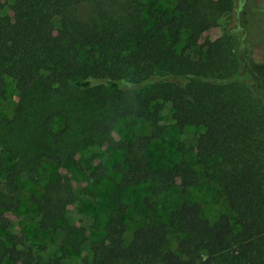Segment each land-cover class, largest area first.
<instances>
[{"label": "trees", "instance_id": "1", "mask_svg": "<svg viewBox=\"0 0 264 264\" xmlns=\"http://www.w3.org/2000/svg\"><path fill=\"white\" fill-rule=\"evenodd\" d=\"M172 1L174 14L162 12L150 24L141 0H0V95L8 79L21 98L39 93L10 120L18 124L8 125L17 132L13 148H0V264H62L14 233L7 212L19 206L18 178L33 179L44 161L74 162L84 143L123 151L118 193L146 182L157 193L195 184L199 174L184 160L151 163L164 104L180 133L195 128V156L227 211L212 222L200 203L184 200L168 223L147 216L127 238V206L116 192L104 236L89 244L82 264H212L224 253L226 264H264V65L237 49L238 35L245 36L239 23L199 43L215 26L201 8L205 0ZM211 1L233 9V0ZM129 116L149 119L152 130L113 142V125ZM56 120L63 122L59 133ZM60 178L37 201L39 226L59 230L78 251L85 230L67 220L73 198ZM143 202L155 210L149 197Z\"/></svg>", "mask_w": 264, "mask_h": 264}, {"label": "rangeland", "instance_id": "2", "mask_svg": "<svg viewBox=\"0 0 264 264\" xmlns=\"http://www.w3.org/2000/svg\"><path fill=\"white\" fill-rule=\"evenodd\" d=\"M143 14L150 24L154 17L160 13L174 14L172 0H141ZM204 14L215 22V26L206 31L200 38L213 40L231 30L239 23L244 27L245 36L236 39L237 49L243 50L245 57L264 65V0H233L232 11H223L211 0H205L202 5ZM247 8L249 10H247ZM85 10V7H84ZM3 13L12 15L8 6ZM244 16V21L241 17ZM59 24L56 23V29ZM238 32V31H236ZM39 93L31 91L27 97L21 98L16 92L13 82L6 81L5 91L0 95V148L10 149L12 142L17 138V132L8 125L16 126L13 120L16 111L27 107L38 99ZM8 126L4 129L5 126ZM157 126L162 128L160 135L149 146L151 163L155 165L170 166L175 162L184 160L199 174V180L186 188L179 186L168 188L160 193L155 192V184L146 182L117 192L116 183L120 174L115 165L122 162L123 151L110 146V144H82L77 147L72 162H42L37 168V176L33 179L18 178L19 206L7 212L12 219L13 232L22 236L26 242L38 249L45 257H58L62 264H82L87 256L89 244L100 241L104 236L103 226L114 210L113 195L117 192L120 200L127 206L123 220L127 228V238L132 231L146 221L150 216L156 222L168 223V215L180 202L186 200L201 204L205 218L214 221L219 214L226 212L225 202L214 183L207 180L202 166L197 161L193 149V134L195 128H187L180 133L172 120V110L168 105H162L157 113ZM63 128L61 120L55 121L54 132L59 133ZM152 130V124L145 117L129 116L119 120L113 125L111 139L113 142H128L134 135L147 134ZM8 143V145H6ZM64 145L63 143H60ZM186 149L185 154L178 152V147ZM11 153L6 159L9 161ZM104 172L102 175L93 176L94 172ZM58 177L68 184L73 202L66 209V217L72 225L83 226L87 242L78 251L67 246L62 238V232L57 229H41L39 224V211L37 201L44 195V186L52 183ZM149 197L156 203L154 211L146 208L143 198ZM169 244L174 245V234H169ZM7 264V263H5ZM212 264H226V253L217 257Z\"/></svg>", "mask_w": 264, "mask_h": 264}]
</instances>
